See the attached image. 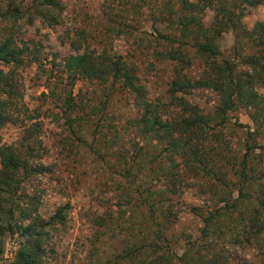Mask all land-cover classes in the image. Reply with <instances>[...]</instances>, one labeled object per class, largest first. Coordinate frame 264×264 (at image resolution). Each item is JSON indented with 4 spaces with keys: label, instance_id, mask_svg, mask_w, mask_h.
I'll list each match as a JSON object with an SVG mask.
<instances>
[{
    "label": "rangeland",
    "instance_id": "374dc122",
    "mask_svg": "<svg viewBox=\"0 0 264 264\" xmlns=\"http://www.w3.org/2000/svg\"><path fill=\"white\" fill-rule=\"evenodd\" d=\"M189 1L203 8L202 23L209 28L215 20V8L207 0ZM0 2L7 12L6 18L0 19V39L11 38L18 48L26 50L24 65L14 71L21 96L9 111L10 122L0 128V148L12 146L33 163L49 168L22 185L27 195L36 193L43 219L68 205L64 225L47 230L41 264H119L115 256L129 249L127 230L138 231L135 223L141 222L139 212H126L120 197L130 182H143L151 167L156 170L166 161L168 148L162 145L155 152H143L145 140L128 123L138 109L132 95L86 81L72 89L70 76L60 65L74 54L71 39H86L91 48L142 61L140 75L147 100L159 108L164 119L184 115L182 100L170 97L175 64L162 61L158 54L165 47L159 31L172 26L180 0H59L53 20L37 14L31 0ZM262 20L264 7L257 5L247 8L236 34L221 25L224 29L218 44L223 57L239 65L241 58L251 53L248 33ZM183 52L185 60L192 63L180 64L183 75L198 77L202 62L192 50ZM0 68L8 69L2 64ZM256 90L264 94V88ZM175 97H183L209 117L208 136L199 151L217 160L219 172L225 173L227 180L239 185L230 175L239 170L246 156L248 167L254 169L249 173L252 185H264V112L238 107L221 122L213 120L220 104L215 91L197 88ZM75 102L87 113L79 115L70 109ZM91 105L93 109L88 108ZM26 145L28 150L23 149ZM129 160L135 168L134 176L127 180L123 175ZM200 168L198 163L184 167L178 158L172 168L176 185L184 187L183 194L172 202L177 211L171 229L177 242L174 240L172 247L179 254L186 237L193 241L201 235L203 224L195 209L208 207L213 199L204 185L220 184L214 176L205 177ZM155 177L161 184L166 182L161 171ZM22 241L18 233L6 237L0 264L15 263ZM225 242L221 238L216 244L229 247ZM237 255L264 264V243L253 250L238 247Z\"/></svg>",
    "mask_w": 264,
    "mask_h": 264
},
{
    "label": "trees",
    "instance_id": "16d2710c",
    "mask_svg": "<svg viewBox=\"0 0 264 264\" xmlns=\"http://www.w3.org/2000/svg\"><path fill=\"white\" fill-rule=\"evenodd\" d=\"M31 1L37 14L55 19L59 0ZM207 1L215 8V20L209 28L202 23L203 8L198 3L180 0V9L174 12L172 26L167 31H159L161 46L165 47L158 54L162 61L175 64L170 97L182 100L185 108L184 115L176 119H164L159 108L147 100L146 86L140 75L142 61L91 48L86 39H71L74 54L64 58L60 65L70 76L72 89L77 83L86 81L105 90L117 88L132 95L138 109L128 123L135 134L145 140L143 152H155L162 145L168 148V157L157 171L151 167L143 182L133 180L120 197L128 209L126 212H139L141 222L135 223L138 231L127 230L129 249L125 254L115 256L119 264H255L247 257L237 255V249L253 250L255 245L264 243V185H252L254 180L249 173L254 169L248 167L246 156L242 157L239 170L230 175L239 185L227 180L226 174L219 172L217 160L199 151L208 136L209 117L200 114L197 107L183 97H175L177 93L197 88L215 91L220 104L213 120L221 122L228 112L238 107L264 112V94L260 95L256 90L264 88V20L257 22L248 33L251 53L244 55L239 65L225 59L218 44L224 29L221 25H227L236 34L247 8L264 7V0ZM37 2L40 3L37 5ZM6 13L0 2V19L6 18ZM187 49L192 50L203 64L202 71L193 79L183 75L180 67V64L192 65L185 60L183 50L186 52ZM25 52L11 38L0 39V64L8 68L7 71L0 68V128L10 122L9 111L14 100L21 96L14 71L24 65ZM70 109L79 115L86 112L76 102ZM23 149L28 150L29 146ZM177 158L184 167L200 164L198 170H202L205 177L214 176L220 183L204 185L213 199L208 207L195 209L203 224L201 235L193 241L189 240L190 236L186 237L181 254L172 247L173 241L177 240L171 232L177 216L172 202L184 192V187L176 185L173 178L172 168ZM134 168V161L129 160L123 178L133 177ZM48 170L12 146L0 148V257L6 237L18 233L23 241L15 254L14 264H41L43 244L49 236L47 230L65 223L68 205L58 208L45 220L38 213L40 202L36 193L29 196L22 189L25 180ZM160 171L166 181L164 184L155 177ZM221 238L229 247L224 248V243L216 244Z\"/></svg>",
    "mask_w": 264,
    "mask_h": 264
}]
</instances>
